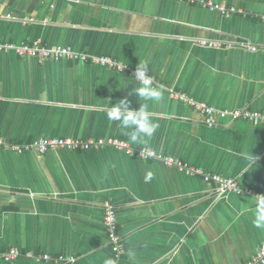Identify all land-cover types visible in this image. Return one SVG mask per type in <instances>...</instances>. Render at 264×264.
Instances as JSON below:
<instances>
[{
	"label": "crops",
	"instance_id": "1",
	"mask_svg": "<svg viewBox=\"0 0 264 264\" xmlns=\"http://www.w3.org/2000/svg\"><path fill=\"white\" fill-rule=\"evenodd\" d=\"M211 1L236 11L185 0H0V14L13 16L0 17V42L38 39L130 66L147 61L163 90L147 102L156 131L133 143L131 129L107 118L122 98L140 105L126 73L3 51L0 137H117L264 193V123L225 119L208 127L172 95L264 111V0ZM251 153L257 160L249 166ZM255 199L217 195L198 176L111 147L44 154L0 147V251L51 257L0 264H109L105 201L116 208L125 243L117 264H244L264 242L253 224Z\"/></svg>",
	"mask_w": 264,
	"mask_h": 264
},
{
	"label": "built area",
	"instance_id": "2",
	"mask_svg": "<svg viewBox=\"0 0 264 264\" xmlns=\"http://www.w3.org/2000/svg\"><path fill=\"white\" fill-rule=\"evenodd\" d=\"M183 1V0H180ZM189 3L197 2L204 8L209 10H215L224 15L232 14L236 11L233 7H227L223 4L215 3L211 0H185ZM0 17L12 18L10 14L2 15ZM247 48L255 50V47L249 46V44L243 43ZM13 51L20 57H33L40 61L43 60H73L88 62L90 64H97L104 66L110 70H114L119 73H126L131 79L134 80L135 66H130L126 63H122L111 56L106 55H89L83 52L74 50L71 46L53 45L49 46L44 44L40 40H32L31 42H21L19 44L13 42H0V52ZM148 75L152 78L153 84H157L155 77L148 70ZM172 95L194 107L203 115V122L208 127H214L219 125L221 120L229 119L232 121L243 120L251 122L253 124L264 123V111L252 110L247 107L234 108V109H219L213 106L207 105L205 102L194 100L187 95L172 91ZM0 147L11 150L17 154L25 153H37L44 154L50 150L64 149L68 151H86L92 148L111 147L127 154H134L142 160L155 159L161 161L164 165L175 168L176 170L183 172L190 176H198L206 183L214 184V191L217 195L226 193H235L243 195L264 194L258 192L252 188L242 187L233 178L224 177L218 173L207 172L201 168L188 165L176 157L170 155H164L160 152L146 148H135L128 141L117 138H68V137H40L21 143L7 142L0 137ZM256 197V196H255ZM103 228L107 235L108 243L111 245L113 259L110 260L111 264H117L120 257L125 253V243L117 229V215L115 206L105 201L103 203ZM25 256L34 260H49L50 255L42 254L35 255L32 252H20L16 247H11L7 250L0 251V258L4 262H12ZM60 257V260H63ZM73 258H70L72 260ZM59 260V261H60ZM244 264H264V242L261 243L258 250L244 263Z\"/></svg>",
	"mask_w": 264,
	"mask_h": 264
},
{
	"label": "clouds",
	"instance_id": "3",
	"mask_svg": "<svg viewBox=\"0 0 264 264\" xmlns=\"http://www.w3.org/2000/svg\"><path fill=\"white\" fill-rule=\"evenodd\" d=\"M134 93L140 101L138 109L130 107V101L125 97L115 104H111L107 112L110 121H119L123 128L131 129L130 140L133 143L142 142L144 137H151L158 125L152 121L148 113V101H159L162 98L163 90L154 86L152 78L148 75L147 61H139L134 70ZM257 158L251 153L248 157V164L256 165ZM249 171V169H246ZM253 224L257 229L264 230V194L255 195ZM111 264V261L109 262Z\"/></svg>",
	"mask_w": 264,
	"mask_h": 264
}]
</instances>
